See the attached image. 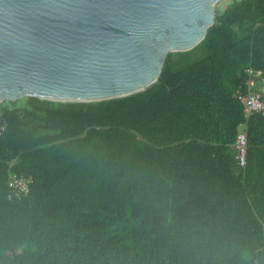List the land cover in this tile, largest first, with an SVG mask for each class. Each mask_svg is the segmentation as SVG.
Wrapping results in <instances>:
<instances>
[{
    "label": "trees",
    "instance_id": "1",
    "mask_svg": "<svg viewBox=\"0 0 264 264\" xmlns=\"http://www.w3.org/2000/svg\"><path fill=\"white\" fill-rule=\"evenodd\" d=\"M246 68L264 75V0H231L140 93L2 103L0 264H264V115L243 118ZM11 173L31 178L26 195L9 197Z\"/></svg>",
    "mask_w": 264,
    "mask_h": 264
},
{
    "label": "water",
    "instance_id": "2",
    "mask_svg": "<svg viewBox=\"0 0 264 264\" xmlns=\"http://www.w3.org/2000/svg\"><path fill=\"white\" fill-rule=\"evenodd\" d=\"M221 0H0V105L121 99L195 48Z\"/></svg>",
    "mask_w": 264,
    "mask_h": 264
},
{
    "label": "built area",
    "instance_id": "3",
    "mask_svg": "<svg viewBox=\"0 0 264 264\" xmlns=\"http://www.w3.org/2000/svg\"><path fill=\"white\" fill-rule=\"evenodd\" d=\"M244 91L237 95V100L242 105V114L245 120L254 114L264 115V75L261 70L246 68L243 71ZM235 160L239 168H244L247 162V133L245 125L238 129L235 141L232 145ZM31 178L18 176L11 173L8 179L9 197L20 198L27 194L28 184Z\"/></svg>",
    "mask_w": 264,
    "mask_h": 264
},
{
    "label": "rangeland",
    "instance_id": "4",
    "mask_svg": "<svg viewBox=\"0 0 264 264\" xmlns=\"http://www.w3.org/2000/svg\"><path fill=\"white\" fill-rule=\"evenodd\" d=\"M230 2H231V0H221L220 2H218L214 6V13L222 12ZM26 98H28V97H22V98H19V99L16 100V101H19V103H20L19 106H25L24 101H25ZM4 102L9 103L7 101H4ZM4 102H2V103H4Z\"/></svg>",
    "mask_w": 264,
    "mask_h": 264
}]
</instances>
